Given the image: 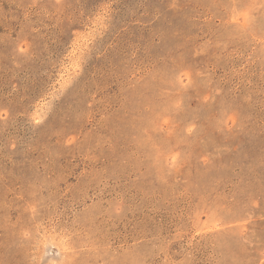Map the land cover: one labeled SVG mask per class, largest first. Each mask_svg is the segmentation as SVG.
<instances>
[{"label":"rangeland","instance_id":"rangeland-1","mask_svg":"<svg viewBox=\"0 0 264 264\" xmlns=\"http://www.w3.org/2000/svg\"><path fill=\"white\" fill-rule=\"evenodd\" d=\"M0 264H264V0H0Z\"/></svg>","mask_w":264,"mask_h":264},{"label":"bare ground","instance_id":"bare-ground-1","mask_svg":"<svg viewBox=\"0 0 264 264\" xmlns=\"http://www.w3.org/2000/svg\"><path fill=\"white\" fill-rule=\"evenodd\" d=\"M173 127V126H172ZM174 134V133H173ZM176 136V135H175ZM168 143V142H167Z\"/></svg>","mask_w":264,"mask_h":264}]
</instances>
